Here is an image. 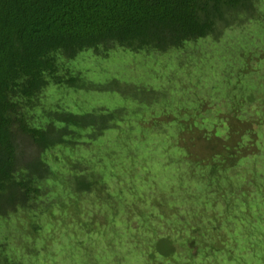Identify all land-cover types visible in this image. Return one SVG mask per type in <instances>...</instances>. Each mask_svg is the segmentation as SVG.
<instances>
[{"label":"trees","instance_id":"obj_1","mask_svg":"<svg viewBox=\"0 0 264 264\" xmlns=\"http://www.w3.org/2000/svg\"><path fill=\"white\" fill-rule=\"evenodd\" d=\"M259 2L0 0V222L8 224L22 214L29 227L25 236L37 241L42 240L43 226L35 219L42 217L47 226L58 222L65 230L63 238L70 235V230L96 237L97 245L86 240L87 246L93 245L96 251L102 241L99 238L110 232L106 229H113L118 219L124 226L128 222L133 224L132 219L139 222L141 219L138 228L142 229L138 230L148 234L145 243L150 246L143 264H201L199 260H207L221 252L223 239L216 234L222 229L220 224L234 229L236 221L243 224L252 209L261 215L258 223L264 222V162L261 168L257 167L259 158L264 160V154L259 152L262 134L257 129L264 126V104L255 107L262 118L252 121L244 111L253 101L264 99V92L253 90L254 80L249 76L256 73L254 70L236 73L234 79H241L245 85L239 92L234 88L228 91L221 88L223 97L231 101L230 111L209 121L213 124L211 131H207V125L199 122L196 114L186 117L187 110L184 112L179 106L172 113L168 112L164 88H150L147 80L139 76L141 81L128 75L93 80L87 71L74 67L84 53L92 54L96 61L111 60L116 58V53H131L130 57H135L133 62L140 63L149 56L175 54L205 40L222 43L228 30L241 28L244 23H260ZM226 51L236 52L242 64L254 58L258 66L261 64L264 68V46L251 53L241 45H232ZM131 66L124 73L129 74ZM221 77L228 84L227 80L234 76L224 71ZM60 89L73 94H114L120 105L82 110L77 104L70 107L46 94L49 90ZM232 92L235 94L230 96ZM152 105H156L158 116L146 120L144 110ZM122 125L128 127V133L120 141ZM135 130L140 134L132 135ZM112 133H117L114 145L115 142L121 144L122 152L118 157L106 153L107 147L97 142ZM151 135L156 138L171 136L160 155L174 148L183 156L179 163L186 165L191 178L184 182L182 176L179 177L178 190L181 192V187L195 180L198 200L194 203H199L196 204L198 211L179 215L175 208L164 207L170 187L161 185L158 180L165 172L160 169L159 161H151L156 149L153 148L151 154L147 151L153 142ZM143 136L147 138L142 140ZM94 143L99 152L105 154L94 163H87L83 157H71L77 150L87 151ZM137 149L146 155L142 159L143 166L134 153ZM116 160H121L120 167L117 165L121 163L114 165ZM126 161L129 164L124 163ZM147 162L151 164L145 166ZM125 166L130 178L140 176L141 179L142 176L153 182L142 179L138 181L140 185L134 187L124 183L131 186L126 189L136 198V203L131 201L128 207L123 201L113 203L109 183L113 175L116 176L114 170L126 169ZM239 167L240 172L235 173ZM151 170L159 172L158 175L151 176ZM142 171H148L150 176ZM238 182L241 186H237ZM149 184L157 188L161 185L163 194L156 188L155 194L145 200L142 187L147 188ZM183 192L188 202L191 193L189 190ZM215 192L217 197L212 195ZM216 209L221 210L219 216ZM172 215L186 217H177L176 225L181 227V232H186L177 241L160 236L158 232L162 230H158L156 224L157 220L171 221ZM70 224L73 228L69 230L66 226ZM75 236L69 237L71 244ZM263 241L260 242L263 244ZM11 250L8 243L0 240V264H28L21 259L26 254L20 258ZM101 251L97 254V262L105 252L103 248ZM80 261L79 264H84Z\"/></svg>","mask_w":264,"mask_h":264},{"label":"rangeland","instance_id":"obj_2","mask_svg":"<svg viewBox=\"0 0 264 264\" xmlns=\"http://www.w3.org/2000/svg\"><path fill=\"white\" fill-rule=\"evenodd\" d=\"M259 9L262 10V17L259 24L249 22L246 24L244 23L241 28H233V30H228L225 33V37L221 39L222 43L219 44L213 43L210 40H205L199 42L196 45L188 46L185 50L175 54L149 56L145 60L142 58L143 60H141L140 63L139 61L135 63L133 62V58L135 57L131 58V53H116V58L113 57L111 60L108 58V60L103 61H96L92 54L84 53L75 62L74 67L80 69L81 71H87L88 77L93 80H105L112 76L115 77L116 75L117 77H124L128 75L129 77L134 76V78L137 79L135 81H141L138 78L139 76L143 78V80H147V85H150V88H154L155 90H161L164 88L166 90V98L164 101L166 103L165 107L168 112L172 113V111L177 106H179L182 110H187L186 117L188 114H196L197 120L207 125V131H211L213 123H210L209 121H214L217 116L225 115L230 111L231 101L228 98L226 99L223 97L224 91L234 88V91L236 90L239 92L241 88L245 86L243 84L244 81L241 79H234L236 77V73L239 70H254L256 73L249 76L251 80H254L253 90L264 92L263 65L260 64V66H258L254 58H251L252 60H248L245 64H242V61L238 60V54L236 52H232L231 54L226 51L227 49L231 48L232 45H241L245 48H248L251 53L253 51H259L260 48L264 46V0H260ZM136 63H138V65H135ZM130 66L132 68L130 73H124L130 68ZM120 70L123 71V73H121ZM224 71H230L234 76L227 80L228 84H226V81H224L221 77ZM241 78L244 79L243 76ZM225 84L227 86L226 88ZM221 88L224 90L223 92ZM86 93L73 94L69 91L60 89L55 91L49 90L46 94L52 97L54 100H60L62 102L68 103L70 107L74 104H77L82 110H89L91 108L97 107L114 108L120 105V100L114 94L106 95L107 93L99 94L95 92ZM233 94L235 93H230V96ZM251 104V106H245L246 109L244 107V111L248 112L247 117L252 121L257 118H262L260 117V113H256L255 110L257 109L255 107H257L256 105L261 106L264 104V99H258L253 101ZM155 106L152 105L151 108L144 110L145 114L140 111L142 112L141 114H144V118L146 120H150L151 118L153 119L155 116L157 118L158 115L156 114L158 113ZM196 109L199 110L198 114ZM133 120H137V118H134ZM122 129L123 131L120 132V141H123L126 137V134L128 133L127 126L125 127V125H122ZM257 129L262 134L261 137L263 139L262 144H260L262 149H260L259 152L260 154H264V126ZM116 134L117 133L109 134L108 136H105L101 140L97 141L101 142L103 144L102 146H106L107 149L105 152L112 154L113 157H118L122 152L120 149L121 144L119 142H115L114 145ZM136 134L140 133L135 130L132 135ZM143 138L147 137L143 136L142 140ZM151 138L153 139V142L150 144V146H148V143L146 144L148 146L147 151L150 153L153 148L156 149V152L151 155V159L153 158L151 161H159L161 165L160 169L165 172L164 175H159V177L166 176L165 179H161L160 177L158 180L161 181V185L166 184L170 187L165 195L166 200H164V207L167 208L169 206L175 208V210H178L179 215H182L186 212L187 214H190L191 211H198L199 206L196 204L199 203H194V200H198L197 193L195 191L196 186H194L195 180L188 182L189 184H186L187 186L181 187V192L178 190V188H180L177 185L179 177L182 176V180H184V182H187L186 179L191 178V176L188 174L189 170L187 169L186 165L184 166L183 163H179L183 159V156L176 152L174 148L169 149V146V150H166L167 152L164 154V156L160 155L161 151H165L168 139H170L171 136L164 135V137L156 138V136L151 135ZM142 146L145 148V144ZM94 149L99 152V149L95 143L89 145L87 147V151H75L71 154V157H83L82 159L86 160L87 163H94L97 159H100V156L103 157L104 154L99 152L98 155ZM140 151V149H137L134 153L137 154L136 157H139L138 162L140 161L141 166H143L144 164L142 159L146 155L143 153L142 155ZM259 160V165H257V167L261 168L263 166L261 163L264 162V160L261 158H259ZM119 163H121V160H116L114 165ZM124 163L129 164L127 161ZM147 163L148 164H145V166L151 164L150 162ZM121 165L122 163L117 165V167H120ZM141 166H138V171L140 170ZM125 168L126 169H119L120 171L114 170L116 172V176L113 175V177L109 180V183L111 185L110 190L112 191V197H114L113 203H119L123 201V204L128 207L132 205L129 202L133 201L136 203V198L134 199V197L130 195L131 191H127V189H129L131 186L134 187L135 185H140L139 182H142V179H147L152 184L153 182L152 179L145 177L142 178V176L141 179H139L140 176H138L136 179L130 178L128 174H126L128 171L127 166H125ZM249 168L250 165L248 166V169ZM146 170L149 171L148 168ZM240 170L241 167L237 168V170L234 172L237 173L240 172ZM148 171H142L141 173L148 176H150V174L151 176L158 175L159 173H152L151 170L149 174ZM155 179L157 180V178ZM124 183H130L131 186H126ZM240 183L241 182H238L237 186H241ZM152 184H149L147 188L142 187L146 193L145 200L150 199L151 195L155 194L154 191L157 187ZM124 186L125 189L123 190ZM160 187L157 188V191L163 194L164 191ZM183 190H189L191 193L188 197V202L185 199L186 195H184L185 192H183ZM249 190L251 192L254 191V189L251 187H249ZM212 195L217 197V192L213 193ZM157 197L159 198L160 196ZM139 198L137 201L140 200ZM159 199L163 200L164 198ZM203 199L204 198L201 200ZM218 202L222 204L220 200H218ZM116 203L114 204L115 210L118 211V205ZM151 211V214L154 213L153 210ZM215 211L219 216L221 210L216 209ZM254 211L255 209H252V213H250L246 220H243V224L240 221H236L237 227L234 229L230 228L226 224H220L222 229H219L217 232H215L220 236L221 239H223L222 245L220 246L221 252L213 255L207 260H199L200 263L263 264L264 241L263 244L260 241L264 239V222L258 223V220L260 219L257 218L261 217V215L259 212ZM17 216L19 217L18 220L8 224L4 225L2 222H0V240L2 242L8 243L12 248L11 251H15L16 256L21 258L24 254H26L24 258L22 257L21 259L25 260V262L28 264H79V260H81L80 262L84 264H143V258L147 259V251L150 249V246L146 245L145 243V240L146 242L148 240V234L145 235L146 232L138 230L141 228H138V226H140L141 219L140 222L137 219H132L133 224L128 222L127 226H124L121 220L118 219L116 222L118 224L112 227L113 229H106L110 232H105V234L99 238V240L102 241L100 242V246L96 247V251H94L95 247L93 245L97 243L96 237H90V235L84 233V231L73 232L70 230L73 228L70 224L66 226L67 229L70 230V235L66 238H63L65 230L61 229V225L58 222H55L52 226H47L46 221L42 217L36 218L35 221H38V223L43 226V232H40L43 241L40 240V238L37 241H33L31 238L25 236V232H27L29 228L25 222V217L20 213ZM177 217L181 218L185 216ZM177 217L172 215L170 217L171 221H166L163 219L162 221L157 220L156 224L159 227L158 230H162L161 232H158L160 236L177 241L181 234L184 235L186 233L181 232V227L176 225ZM166 228L170 229L171 232H169L170 230H166ZM51 229L54 231L52 232ZM73 234L76 236L74 237V242H72L73 244H71L69 237ZM87 239L93 245L87 246V244H89V242L86 241ZM62 243L63 245H61ZM29 245H31V248ZM84 248H87L88 250H85ZM102 248L105 252L103 251L104 253H102V257L100 256L101 258L99 260L101 261L97 262V254L102 252ZM83 251L86 252V255ZM90 251L94 252L91 253ZM28 252L31 254H27ZM182 256L185 258L184 254ZM114 260L118 263H115ZM182 264L187 263L183 262Z\"/></svg>","mask_w":264,"mask_h":264}]
</instances>
